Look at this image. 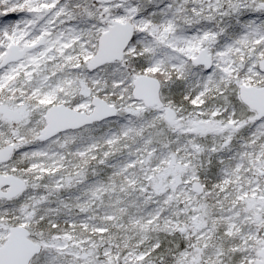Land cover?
Masks as SVG:
<instances>
[{
    "label": "snow or ice",
    "instance_id": "1",
    "mask_svg": "<svg viewBox=\"0 0 264 264\" xmlns=\"http://www.w3.org/2000/svg\"><path fill=\"white\" fill-rule=\"evenodd\" d=\"M0 264H264V0H0Z\"/></svg>",
    "mask_w": 264,
    "mask_h": 264
}]
</instances>
